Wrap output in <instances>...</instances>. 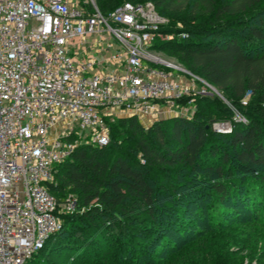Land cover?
Here are the masks:
<instances>
[{"label":"trees","instance_id":"16d2710c","mask_svg":"<svg viewBox=\"0 0 264 264\" xmlns=\"http://www.w3.org/2000/svg\"><path fill=\"white\" fill-rule=\"evenodd\" d=\"M125 1H151L160 15L181 21L185 27L161 24L149 48L177 55L242 118L215 95L184 96L178 104H192V117L143 126L128 115L110 125L105 144H76L48 183L58 203L69 193L76 208L58 213L60 229L24 264H58L31 262L50 246L66 264H173L185 253L192 264H233L230 255L255 246L252 234H262L264 244V11L251 12L262 0L94 3L106 14ZM220 110L226 117L214 115ZM219 121L229 129L216 130ZM180 174L181 192L173 194ZM168 251L175 254L163 256Z\"/></svg>","mask_w":264,"mask_h":264},{"label":"built area","instance_id":"2783aa9c","mask_svg":"<svg viewBox=\"0 0 264 264\" xmlns=\"http://www.w3.org/2000/svg\"><path fill=\"white\" fill-rule=\"evenodd\" d=\"M164 22L151 1L102 14L94 0H0V264H24L60 229L58 213L75 210V197L58 203L48 183L80 140L77 131L105 144V109L151 116L210 93L196 89V77L173 78L149 51ZM105 34L123 50L102 45ZM76 38L93 52L78 56Z\"/></svg>","mask_w":264,"mask_h":264},{"label":"rangeland","instance_id":"374dc122","mask_svg":"<svg viewBox=\"0 0 264 264\" xmlns=\"http://www.w3.org/2000/svg\"><path fill=\"white\" fill-rule=\"evenodd\" d=\"M79 2L81 4H83L85 2V0H79ZM189 7V8H188ZM187 7V10H184L185 13H188V11H190V6ZM259 9H263L264 11V0H262L261 5L258 6V9H254L251 10L252 11H257ZM250 12V13H251ZM185 13L183 15H185ZM161 16H163L165 18V22L164 23H171L172 25H174L175 27H185L184 24L181 21L177 20H172L169 15L162 13ZM262 17H264V14L261 15ZM194 17V16H193ZM202 19H205L204 17ZM195 20V18H194ZM193 20V21H194ZM189 26H194L195 24H193V22H189V24H187ZM246 32V30H244ZM98 37L93 35V37H91V40L93 39H97ZM161 38H165V35H162ZM166 39V38H165ZM102 40V39H101ZM105 42H109L112 44L111 50H114L116 48L119 47V43L113 39L112 37H110L109 35L105 34L104 39L102 41V45L105 44ZM73 44L75 45L72 48V51L77 52L78 56H84L86 55V51L87 52H93V48H89L90 44H83L81 45L80 41L76 38L73 41ZM156 48V47H155ZM155 48H149V51L153 54H155L158 58H160L163 62H161L160 64H162V66H164L166 69H169L172 71L173 73V78L182 81L183 83H188L191 82L192 78L197 77L198 79L195 80V86L196 89L197 88H206L208 89L207 91L210 93H207L206 95H215V97H217L220 101H221V105L220 107H224V106H229V108L231 109V112H233L232 117L235 118L236 120L241 119L242 117V112L240 113V110L237 108V106L231 105L230 103H228L225 99V97L223 96V94L213 85H211L210 83H208L207 81L204 80L203 77L201 76H196V74H192L189 69L187 68V66L179 59V57L175 54H171L168 53L166 51H162V50H158ZM86 51H83L85 50ZM120 51H122L123 49L121 47H119ZM100 55H103V53H101ZM252 96H250L249 91L246 93V97L244 98V100H249L251 99ZM191 99V97L189 98V100ZM195 112V107H193L192 104H187L181 102L179 103V105L174 108L173 110H162L159 111L157 113H154L151 116H136L137 119L139 120V122L143 125V126H147L148 124H150L153 120L155 119H159V118H168L171 116H184V117H192L194 115ZM240 113V114H239ZM130 114H128L127 112L121 110V109H117V108H108L105 109L103 111V113L101 114L100 117V127L99 130L100 132H107L109 131L110 125H114L117 122V119L121 118V117H126ZM214 115L218 118H223L226 117V115L220 110L218 112H215ZM227 122V121H225ZM218 123H222V121H219ZM228 123V122H227ZM228 126H230V124L228 123ZM214 127V126H213ZM75 131H77V129H75ZM79 132L78 135H80V140L77 142L81 143V142H85V143H92L90 142V138H89V133L87 131H77ZM182 174H180L178 176L177 179L173 180V185H174V190H173V194L178 193L182 187H179L181 180L183 179ZM181 192V191H180ZM70 194L68 193L67 196H69ZM66 196V197H67ZM168 201V196H163L161 203H165ZM261 213H264V207L262 206L261 208ZM264 215V214H263ZM253 239H251V241H254L255 238L257 237V242L255 243V246L253 247L250 246L249 249H243L240 250L238 252H236L233 255H230L229 257L234 261L233 264H264V244H263V237L262 234H252ZM250 243V242H249ZM53 247H47L44 250L41 251V253H39L38 255H36L32 260V261H37L39 258L41 257H45L46 261H55L58 262V264H66V259L65 257H60L57 252H55V249ZM235 250L237 248H233L231 247L229 250V252H232L231 250ZM174 252H167L164 255H171ZM175 254V253H174ZM191 253H185L183 255V259H178L176 260L173 264H182V262H190V260L186 261V258L188 256H190ZM229 258V260H231ZM185 260V261H184ZM228 262V261H226ZM232 261H229L228 264H232ZM188 264H192V262L188 263ZM194 264H204V261L199 262V263H194Z\"/></svg>","mask_w":264,"mask_h":264},{"label":"crops","instance_id":"0c3cea01","mask_svg":"<svg viewBox=\"0 0 264 264\" xmlns=\"http://www.w3.org/2000/svg\"><path fill=\"white\" fill-rule=\"evenodd\" d=\"M108 55V53L107 52H103V56L102 57H106Z\"/></svg>","mask_w":264,"mask_h":264}]
</instances>
